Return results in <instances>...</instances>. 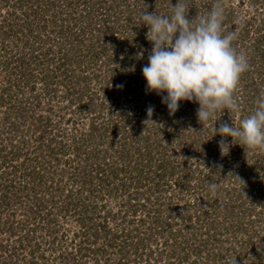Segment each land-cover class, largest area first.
Here are the masks:
<instances>
[{"label": "rangeland", "instance_id": "obj_1", "mask_svg": "<svg viewBox=\"0 0 264 264\" xmlns=\"http://www.w3.org/2000/svg\"><path fill=\"white\" fill-rule=\"evenodd\" d=\"M20 1L23 0H8L9 4L0 7V26H5L2 31L0 30V48L2 49L0 52V264H178V262L186 264L179 260L182 253L181 250L177 249L176 255L173 256L171 241L169 245L165 244L167 232L163 233V236L159 233L160 227L170 223V218L163 216L158 227H156L157 225L155 226L156 223H153L152 217H157L151 214V217L145 219L146 222L144 224L139 223L138 220L143 216V213L138 212V214L133 216L132 210L127 209L125 205V203H128L127 194L123 195V192L115 191L113 189L115 186H112L111 183L109 184V189H112V191L105 192L107 189L104 184L100 180L94 181L95 186L98 187L99 185L98 191L101 192L103 198L95 200L96 202L90 206L87 212H84L83 209L81 212V204H91H89L87 199L83 200L86 197L84 194L79 195L78 193V186L81 183L80 168H78L79 170L73 171L72 169L67 174H62L64 172L61 169L64 163H58L56 157L64 159V156L58 154L56 157H50L55 165L57 163V166L53 165L43 171V178L35 175L33 179L26 172H24L26 176L23 178L22 174L19 173L20 170L17 173L12 171L14 164L22 167V165L20 166L21 161L14 158L13 151L18 147L21 150L27 149L28 146L34 148L44 142L41 134L44 129L40 130L42 127H40V121L38 120L39 116L49 120L51 128L64 133L63 136L59 135L57 140H64L65 137L67 143L72 147V136H78L81 132L87 133L92 116L94 117L92 111H79L80 106L78 105L89 103L90 109H97L101 100L104 101L105 93H107L105 89L102 91L100 88L102 87L101 81L106 76L103 73L104 69L100 67L101 64H99V68L96 67L97 72L94 71V67L93 69L85 67L86 63L84 62L83 52H81V46L78 49L76 42L80 38L72 34V32L82 34L83 36L81 37L84 40H88L91 34L93 35L94 30L91 32L89 28H86L88 22L83 18L86 17L83 11L91 9L92 3L96 0H92L91 5L87 0H62L60 2L57 0H29L28 3L33 11V18L27 19L31 23H24L23 25L26 27L29 24L28 26L31 27L34 35L26 32L27 28L25 27H19L23 29L22 31L19 28L9 30L6 25L8 19L13 21L12 15H10L13 11L18 10L17 13L20 14L24 12L23 7H18L17 3ZM77 1L78 4H76ZM155 1L159 0H147L145 7L143 0H130V4L136 5L140 11L153 7L156 8L155 11L158 9L157 13L170 14L171 7L168 4L170 0H162L160 8H158V5L154 6ZM194 1L199 3V0ZM250 1L252 0H220L217 2L222 4L224 8L231 5L235 6L234 19L226 26L230 30L228 32L236 33L234 47L238 52L247 55L250 61L249 74L256 84L255 86L247 87L243 83L246 80H242L239 83L235 95L239 102L240 110L235 112V117L233 118H231V110H228L230 112L228 123L232 122L234 125L238 124L241 115V117H244L248 114L247 105H249L250 101L248 94L262 93L258 85L262 84L259 80V74L264 75V60L260 56L262 51L258 50V44L256 43L259 39L261 41L260 45H264V39H261V37H264V0ZM207 2L202 7L203 9L198 7V17L201 13H204V9L210 10L213 8L212 0ZM195 11L196 9H189V14L194 15ZM24 19L26 17L22 18V20ZM91 20V27L96 29L97 17L91 16ZM9 21L7 24H10ZM247 22L249 23L246 24ZM37 25L41 26V31L38 30ZM132 30L133 28L127 29L128 38L131 37ZM61 31L66 32L64 36H66L67 40L61 36ZM243 31L248 32L249 37L244 38ZM37 33H39L38 36H40L41 40H37V37H34ZM40 45L44 47V50L51 49L49 56L41 54L44 50L39 49ZM137 52L139 53V51ZM23 54L28 61L25 66L20 61L17 62L15 60L18 56H21V59ZM40 54L41 56H39ZM78 60L84 65L79 72L76 68ZM69 61L73 65L68 64L70 63ZM7 62L9 63L8 66ZM72 72L74 74H80L81 72L83 77L90 78V81L85 80L77 83L72 78ZM92 73L100 78L93 79ZM27 80H29L28 85H26ZM70 93H73V102H68L64 98ZM117 94L123 97L124 89H119L114 95ZM110 96L112 98L113 94ZM91 98L96 99L92 105L89 102ZM105 101L109 103L110 99ZM22 107H24V114L20 117L17 110ZM94 111L103 116L99 118V122L107 121L111 115L109 114L111 108L107 105L101 107L98 111ZM181 117L183 118L180 120V124L176 128H172L171 133L181 135L186 133L188 129L189 132L194 131L193 129L195 128L190 122L188 123L190 128L184 126V114ZM68 119H71L73 124ZM210 123L211 121L205 122L203 125L200 123L202 128L201 134H199L201 138L200 147L209 150V147L213 145V147L220 150L218 141L221 136L210 130L212 128V123ZM54 132L51 134L53 137ZM185 135L188 139L182 147L178 146L177 142L172 145L166 143V139L169 137L167 134H164L159 139L161 142L159 148L165 147L167 149L165 156L170 161H173L177 156L178 159H181L179 155L182 154L184 156L185 151L187 153L185 156L189 155V159H191L190 163H192L193 169L199 164L201 166L198 167L205 172L210 170L212 176L221 175L222 177L224 175L226 178L222 177L221 186L227 183L225 180H230L232 183L233 179H236L234 171L230 174V169L232 168L222 169V166L211 168L210 164L213 159L208 156V151L204 152L205 160L202 163V155L199 151H190L188 147L191 133H186ZM98 140H96V143ZM89 145L91 144H89L88 140L86 146ZM187 147L188 149L186 150ZM240 148L243 147L235 148L233 153L229 150L226 155H222L218 150L220 153L218 154L220 164L223 163L221 162L223 157L229 167H231L230 165L233 162L235 165L240 163L239 161L243 159L242 153L239 154L243 149L237 151ZM58 149L61 150V146L57 147L56 151ZM162 151L164 152V150ZM68 153H70L67 156L70 159V163L69 166H64L66 169L78 167L77 165L82 166L86 158L83 154L78 157L75 156L72 148ZM111 155L113 159L109 157L106 160L107 163L118 159V156H114V153ZM3 157L6 158L4 159ZM251 157L245 163L247 162L251 166L255 165L253 169L255 171L259 166ZM206 160H209L210 163L208 164ZM29 166L28 164L26 167L29 168ZM243 166L239 167V169L243 170ZM73 172L76 173L74 174ZM71 173L74 174L73 177L70 176ZM232 174L231 179H233L231 180L230 176ZM238 174L239 172L235 175ZM257 177L260 187L264 188V174L261 173V170L257 171ZM241 179L243 180L240 175L239 180ZM172 183L174 182L172 181ZM228 185L235 188L236 194L239 189L244 188V183L241 182L233 183L232 185L229 183ZM71 188L77 191L73 192V196L68 199L66 198V190L69 191ZM153 190L156 191L155 188ZM159 190V195L167 196L172 191L164 186ZM244 190L239 191V193L243 194ZM161 201L163 200L161 199ZM241 202L244 203V207H247L248 203L244 197H242ZM69 203L72 206H69ZM76 204L77 207H74ZM94 205L97 206L94 207ZM150 205L153 208L151 211L158 208L157 204L151 203ZM103 206L105 207L103 208ZM257 207L254 215L261 224L256 225V229L261 230V228H264V204ZM240 208L242 209V207ZM245 209L243 208V212L239 213V218L242 219L240 220L241 222L246 224L247 214L245 212L248 210ZM106 216H109L107 221L104 219ZM104 223H107V227L119 235L118 239L112 241V246L110 247L105 246V243L112 238V234H98V229ZM170 226L175 229H184L187 223L183 224L181 221L175 220ZM244 227L245 225H243ZM132 229H137L136 232H133V238L132 236L131 238L124 236ZM248 229L251 232L252 229L250 227ZM95 233L97 236H95ZM136 233L138 235L137 238ZM231 236H233V233H227L221 237V239L223 238V247L232 246L234 250L231 255L236 251L245 253L246 256L241 264H252V258L254 257L253 250H251L252 247L249 245H247V248L244 245L242 246L248 237L247 234H244V231L243 233L240 232L233 241L230 239ZM227 238L228 240H226ZM137 241H139V249H136ZM252 244L258 245V241L254 237ZM202 258L203 261L207 259L205 253L202 254ZM207 262L209 263L208 260ZM255 264H258V262Z\"/></svg>", "mask_w": 264, "mask_h": 264}, {"label": "trees", "instance_id": "obj_2", "mask_svg": "<svg viewBox=\"0 0 264 264\" xmlns=\"http://www.w3.org/2000/svg\"><path fill=\"white\" fill-rule=\"evenodd\" d=\"M28 1L29 0H23L17 3L19 8L23 7L24 12L20 14L17 13L18 10H15L10 14L12 15L13 21H9L8 19L10 24H7L8 21L6 23L9 30L25 27L23 25L24 23H31L29 20L33 18V11L30 9ZM57 1L60 2L62 0ZM91 1L92 0H87L89 4ZM146 1L147 0H143L144 7ZM207 1L209 0H199V3H195L194 0H189L191 5L190 9H196L194 15L189 14V17H198V7L203 9L202 7L208 3ZM218 1L220 0H212L214 5L217 4ZM161 2L162 0L155 1L154 6L158 5V8H160ZM170 2L174 4L176 0H170L168 4H170ZM250 2H253V0ZM7 4H9L8 0H0V7L6 6ZM76 4H78V1ZM92 4L93 5L90 4L92 10L83 11L84 16H86L83 18L88 22L86 28H89L91 32L94 30L93 35L91 34L89 38L87 37L88 40H84L81 37L83 36L82 34H75L74 32H72V34L80 38L77 39L78 41L76 42L78 49H80L79 47L81 46V52H83L84 62L86 63L85 67L87 69H93L94 67V71L97 72L96 67L99 68V64H101L100 67L104 69L103 73H105L106 76H104L103 81H101L102 87H100L102 91H104V89L107 91L103 99L104 101L101 100L100 106H98L97 109H90L91 106H89V103L78 105L80 106L79 111H92L94 117L92 116L87 133L81 132L78 136H72V147L67 143L65 137L64 140H57L59 135L63 136L64 133L51 128L49 120L39 116L38 120L40 121V127H42L40 130L44 129L41 132L44 142L38 144L37 147L34 148L28 146L27 149L21 150L18 147L13 151L12 154H14V158L21 161L20 166L22 165V167L14 164L12 171L17 173V171L20 170L19 173L22 174L23 178L26 176L24 172L33 179L35 175L43 178V171L55 165L50 157H56L60 154L64 156V159L56 157V160H58L60 164L64 163L61 169L62 172H64L62 173L63 175L65 173L67 174L69 170L73 169V171H76L80 168L79 175L81 177V183L78 186V193L79 195L84 194L86 197L83 198V200L87 199L89 204H91H81V212L82 209L84 212H87L90 206L96 202L95 200L103 198L101 192L98 191V188H100L99 185L98 187L95 186L94 181L100 180L107 189H105V192L112 191V189H109V184L111 183L112 186H115L113 187L115 191L119 190V192H123V195L127 194L128 203H125V205L127 209L132 210L133 216L138 214V212L143 213V216L138 220L139 223L144 224L146 222L145 219L151 217V214H154L157 218L152 217V221L156 223L155 226L157 225L156 227H158L163 216H166L168 219L170 218V223L160 227L159 233L162 235L167 232L168 235L165 244L169 245L171 241L173 256L176 255L177 249L179 251L181 250L182 253L179 260L183 261V263L241 264L244 260L243 258L246 256L245 253L241 251L238 253L236 251L231 255L234 250L233 247L224 248L223 238L221 239V237L224 234L233 233V236L230 237L231 241H233L237 234L240 232L243 233L244 231V234H247L248 237L242 246L244 245L245 248L248 247L247 245L252 247L251 250H253L254 254L252 264L256 262H258V264H264V234H262L264 228H261V230L256 229V225L261 224V222L254 215L258 208L257 206L264 204V188L260 187V182L258 183L257 181V171L261 170V173L264 174V150L249 152L244 148H240L237 151L243 149L239 152V154L242 153L243 159L239 161L240 163H236V165L233 162L232 165H230L231 167H229L224 157L223 160H221L223 163L220 164L218 158L220 150L218 148L212 145L209 147V150L202 149L203 147H200L201 138L199 136L202 128L196 116L198 104L188 101L181 102L178 110L174 114H170L167 106L161 103V95L163 94L157 95L146 89L141 69L148 62V55L151 52L152 44L146 36L148 32L147 26L140 24L139 14L142 10L140 11L137 9L136 5L130 4V0H96ZM234 7V5H231L230 7L224 8L223 31L225 34L230 31L227 29L228 27L226 25L234 19ZM155 9L156 8L150 7V9L148 8L146 10L148 12H153ZM203 11L205 13L208 10L204 9ZM90 15L97 17L96 29L91 27L92 20ZM22 16L26 17V19H24L25 21L22 20ZM38 21H40V19H38ZM248 23L249 22L246 24ZM28 25L25 27L27 28L26 32L34 35L33 30ZM37 27L38 30L41 31V26L37 25ZM3 28H5V26H0L1 31ZM129 28H133L132 31L134 35L131 31V37L128 38L127 29ZM19 30L22 31L23 29L19 28ZM4 34H6V32H4ZM64 34L66 35V32L61 31V36L67 40ZM38 35L39 33L34 37H37V40H41ZM243 37H249V33L243 31ZM261 39H264V37H261ZM260 42L261 41L258 39L256 44H258V50L262 51L260 52V56L264 60V45H260ZM136 45L137 47H135ZM233 45H235V40L233 41ZM148 46L150 47L148 48ZM39 49L44 50V47L40 45ZM1 50L0 48V52ZM136 50L139 51V53ZM50 52L51 49H46L41 54H43V56H49ZM41 54L39 56H41ZM20 57L21 56L16 57L15 60L17 62L20 61L21 64L25 66L28 63L26 56L23 54L21 59ZM46 60L48 61V59ZM69 62L68 64L73 65L71 61ZM8 65L9 63L7 62V66ZM83 66L82 62L78 60L76 67L78 72ZM249 73V69L244 72L240 82L246 80L245 82L243 81L244 86H255L254 79L251 78ZM71 74L72 78L77 83L85 80L90 81V78L83 77L81 72L80 74H74V72ZM91 76L93 79L100 78L93 73ZM259 80L262 84L258 85V88H261L262 93H264V75L259 74ZM28 81L29 80L26 81V85H28ZM118 85H120V87H118ZM121 88L124 89L123 97L119 94L114 95ZM72 94H67L64 98L67 99L68 102H73ZM112 94L113 96L110 98ZM260 94H248L250 100H248L249 105H247L248 114L254 109L255 101ZM107 99H110L109 103L105 101ZM94 101H96V99L91 98L89 100V102H91L90 105H92ZM105 105L111 108V112L109 113L111 115L107 121L104 120L99 122V118L103 116L94 110L98 111ZM148 106L154 107V112L150 117L146 111ZM17 113L22 117L24 114V107L18 109ZM183 114L184 126L190 128L188 124L190 122L195 128L193 129L194 131L191 132H189V129L188 131L186 130V133H191V139L188 145L190 151L198 150L202 155V163L205 160L204 152L208 151V156L213 159L210 164L211 168L214 166H222V169L232 168L230 169V174L234 171V176H236V179L232 178V183L230 180H225L227 183L221 186L220 182L224 175L222 177L221 175L217 177L216 175L212 176L210 172H205L200 169L199 167L201 165L199 164L193 169L192 163H190L191 159H189V155L185 156L187 154L185 151L184 156L182 154L179 155L181 159H178L177 156L174 159L175 161H170L168 157L165 156V151L167 149L165 147L162 149L159 148L161 144L159 139L164 134L169 136L166 139V143L169 145L177 142V145L182 147L186 144V140L188 139L186 138V133L181 135L178 133H171V130L180 124ZM229 116L230 112L228 111L224 110L223 114L222 112H218L214 120L211 121L212 124L210 123L212 125L210 130H213L215 123V127L217 128L221 123H228ZM241 116L240 118H242ZM233 117H235L234 112L231 114V118ZM69 121L72 122L71 119ZM53 131L56 132H54V137L51 135ZM225 139L231 140L230 137H225ZM88 140L91 145L86 146ZM96 140H98L97 143ZM59 146H61V150L58 149L56 151V148ZM239 147L240 145H232L230 150L233 153L234 149ZM71 148L75 156L78 157L83 154L86 158L82 166L77 165L78 167L66 169L64 166H69L70 159L67 156L70 154L68 152ZM162 150H164V152ZM112 153H114V156L117 155L118 159L112 160L111 163H107L106 160H108L109 157L113 159ZM250 156H252L251 158L254 159L259 166L255 171H253L255 165L251 166L248 165L247 162L245 163V161L250 160ZM3 158L5 159L6 157ZM206 161L208 164L210 163L209 160ZM28 164L30 165L29 168L26 167ZM55 166H57V163ZM241 166H243V170L239 169ZM238 172L239 174L235 175ZM73 173L75 174L76 172ZM73 173L70 174L71 177L74 176ZM240 175L243 180L241 179L239 181ZM232 176L233 174L230 176V179ZM225 178L226 177H224V179ZM172 181L174 183H172ZM209 181L215 182L218 185L215 194H212L208 187ZM239 182L244 183V188L239 189L236 194L237 191L235 188L230 187L228 184L230 183L232 185L233 183ZM151 185H153L152 187L155 188L156 191L153 190ZM162 186L172 190L168 196L158 194ZM242 190H244L243 194L239 193V191ZM75 191L72 188L69 191L66 190V198H71ZM242 197H244L248 203L247 207H244V203L241 202ZM161 199L164 202L161 201ZM151 203L157 204L158 208L151 211L153 210L150 205ZM68 205L72 206L71 203ZM96 206L97 205H94V207ZM74 207H77V204L74 205ZM104 207L105 206H103V208ZM240 207L248 210L245 212L247 214L246 224L240 221L242 219L239 218V213L243 212ZM108 217L109 216H106L104 219L107 221ZM80 220L83 221L84 219ZM175 220L181 221L183 224L187 223V226L184 229H175L173 226H170ZM243 225H245L244 228ZM249 227L252 229L251 232L249 229L247 230ZM108 228L107 223H104L102 227L98 229V234H112V238L105 243V246L110 247L112 246V241L118 239L119 235ZM136 231L137 229H132L128 233L125 232L126 234L124 236L128 238L132 236L133 238V232ZM95 236H97L96 233ZM137 236L136 233V238ZM253 237L258 241L257 246L252 244ZM226 240H228V238ZM139 241L136 242V249H139ZM203 253H205L207 258L206 260L204 259L205 261H203L202 258ZM178 264L181 263L178 262Z\"/></svg>", "mask_w": 264, "mask_h": 264}, {"label": "clouds", "instance_id": "obj_3", "mask_svg": "<svg viewBox=\"0 0 264 264\" xmlns=\"http://www.w3.org/2000/svg\"><path fill=\"white\" fill-rule=\"evenodd\" d=\"M170 7V14L146 9L139 14L140 24L147 26L146 36L152 44L148 62L141 69L146 89L163 94L161 103L170 114L178 110L181 102H195L196 116L202 125L213 121L218 112H238L240 105L235 93L250 64L247 55L233 45L236 33L223 31L224 7L217 3L192 18L189 0L170 2ZM146 111L150 117L154 107L148 106ZM215 124L213 132L221 136L218 145L222 155L232 145H240L249 152L264 150V93L237 125L221 123L217 128ZM208 187L215 194L218 185L209 181Z\"/></svg>", "mask_w": 264, "mask_h": 264}]
</instances>
